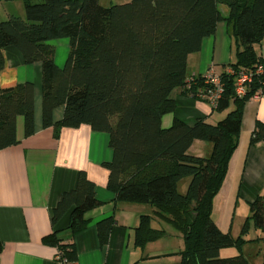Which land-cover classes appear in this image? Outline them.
I'll use <instances>...</instances> for the list:
<instances>
[{"label": "trees", "instance_id": "1", "mask_svg": "<svg viewBox=\"0 0 264 264\" xmlns=\"http://www.w3.org/2000/svg\"><path fill=\"white\" fill-rule=\"evenodd\" d=\"M220 7L226 8L225 14ZM220 22L226 24L236 52L234 61L217 75L222 92L211 109L221 113L232 108L215 124L197 119L188 126L173 119L170 127L162 128L161 118L176 108L171 98L174 90L199 100L198 93L211 88L202 75L187 76L186 63ZM263 35L264 0H130L110 7L100 6L99 0L25 1L24 18L11 16L0 22V73L5 67L4 52L10 48L24 65H40L41 126L51 128L54 138L62 129L82 125L107 135L112 159L103 167L114 204L154 209L152 216L139 217L133 231L135 248L167 235L165 229L152 226L157 221L182 239L178 264H251L243 247L264 243V197L248 204V216L235 238L218 229L211 211L238 144L244 105L264 88V59L254 50ZM60 39L68 41L61 68L49 44ZM259 67L262 72L256 74ZM239 71L252 74L242 96L235 93ZM59 108L62 116L54 121L53 112ZM19 117L24 137L31 136V82L0 87V150L18 143ZM193 141L209 144V154H189ZM261 141L264 124L256 122L249 144ZM100 206L94 184L79 172L74 189L63 193L55 206L51 224L69 212L67 230L76 235L87 226L86 214ZM113 224L111 216L96 224L101 245L106 244ZM251 230L262 237L246 240ZM56 234L44 236L42 244L56 248L61 258L75 261L72 244L62 243ZM230 248L235 256H219ZM258 253L264 264V249Z\"/></svg>", "mask_w": 264, "mask_h": 264}, {"label": "crops", "instance_id": "2", "mask_svg": "<svg viewBox=\"0 0 264 264\" xmlns=\"http://www.w3.org/2000/svg\"><path fill=\"white\" fill-rule=\"evenodd\" d=\"M254 50L264 59V35ZM235 52L236 44L226 24L220 22L214 34L202 40L200 51L188 56L186 75H201L209 68L218 75L234 61ZM4 57L0 87L34 82V133L24 137L23 121L19 117L16 120L18 143L0 150V264H58L56 248L41 242L54 231L62 243L72 244L76 264H178L183 244L175 232L168 231L164 238L147 243L142 249L134 247L133 231L139 217L152 216L154 209L147 205L114 204V194L106 189L108 172L103 167L112 159L107 135L94 133L82 125L77 129H62L54 138L51 128L41 126L40 65H24L12 48L6 49ZM171 98L176 108L161 118L164 129L171 126L173 119L188 126L197 119L215 124L232 108L215 112L207 102L186 97L177 89ZM61 116L62 108L53 112L54 121ZM256 122L264 124V88L244 105L238 144L228 162L222 186L212 201V221L220 231L234 238L248 216V204L257 196L264 197V141L249 144ZM210 149L209 144L193 141L188 153L205 157ZM79 172H84L94 184L95 197L101 206L86 214L87 226L72 236L67 230L69 212L54 226L51 217L63 193L74 189ZM184 188L182 182L180 191L184 192ZM110 216L114 224L106 244L101 245L96 224ZM160 223L153 221L152 226L161 228ZM251 231L246 240L262 237L259 231ZM246 247H252L251 251ZM243 248L251 264H259L258 252L264 249V243L246 244ZM235 255L232 248L219 252L221 258Z\"/></svg>", "mask_w": 264, "mask_h": 264}, {"label": "rangeland", "instance_id": "3", "mask_svg": "<svg viewBox=\"0 0 264 264\" xmlns=\"http://www.w3.org/2000/svg\"><path fill=\"white\" fill-rule=\"evenodd\" d=\"M25 1H28L30 3L42 2V0H2L0 1V22L6 21L11 16L24 18V2ZM129 1L130 0H99V5L102 7H110L113 5H122V4L128 3ZM220 8L221 10L222 9L226 10L225 7H220ZM49 44L52 45L54 48L55 64L60 68L63 67L64 62L67 57V53H68V41L66 39L53 40V41H50ZM40 78H41V75H40ZM29 81H31V83H33L34 85L33 80H29ZM184 183H186V180H184ZM160 226L161 228L165 229L166 232L168 231L173 232V229L165 225L164 223H160ZM250 233H252V231ZM246 248L248 249L250 248L249 250L251 251L252 247H246ZM243 250L245 251V248H243ZM258 263L261 264V257L259 258Z\"/></svg>", "mask_w": 264, "mask_h": 264}, {"label": "built area", "instance_id": "4", "mask_svg": "<svg viewBox=\"0 0 264 264\" xmlns=\"http://www.w3.org/2000/svg\"><path fill=\"white\" fill-rule=\"evenodd\" d=\"M261 72V67L257 68L255 71L256 74H259ZM227 73L233 75V72L231 70H227ZM201 75L204 77L205 82L211 86V88H209L206 92H199L197 96L199 100L207 102L211 107H213L222 92V87L220 85L219 78L216 74L212 72L211 68L206 70L205 73ZM251 76L252 74L250 72L245 71H239L235 75L234 83L235 93L237 96L244 95L245 88L251 81ZM55 259L58 264H76V261H68L66 258H61L58 251H56Z\"/></svg>", "mask_w": 264, "mask_h": 264}]
</instances>
